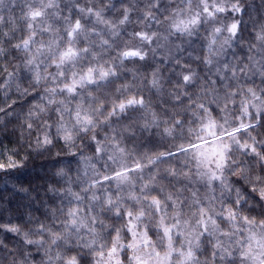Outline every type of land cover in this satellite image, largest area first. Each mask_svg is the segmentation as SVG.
I'll use <instances>...</instances> for the list:
<instances>
[{
    "label": "clouds",
    "instance_id": "obj_1",
    "mask_svg": "<svg viewBox=\"0 0 264 264\" xmlns=\"http://www.w3.org/2000/svg\"><path fill=\"white\" fill-rule=\"evenodd\" d=\"M0 264H264V0H0Z\"/></svg>",
    "mask_w": 264,
    "mask_h": 264
}]
</instances>
